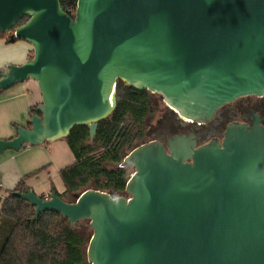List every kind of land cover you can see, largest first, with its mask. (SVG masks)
Here are the masks:
<instances>
[{"label": "water", "instance_id": "95a60500", "mask_svg": "<svg viewBox=\"0 0 264 264\" xmlns=\"http://www.w3.org/2000/svg\"><path fill=\"white\" fill-rule=\"evenodd\" d=\"M26 16L27 20L17 25ZM32 55L0 72V90L32 79L35 113L0 139V154L65 138L92 139L116 104L120 80L159 94L177 115L208 121L234 98L264 92V0H0V32ZM134 168L127 196L86 188L13 194L33 219L59 212L89 222L88 264H264V127L233 122L195 147L192 135L121 151Z\"/></svg>", "mask_w": 264, "mask_h": 264}, {"label": "trees", "instance_id": "16d2710c", "mask_svg": "<svg viewBox=\"0 0 264 264\" xmlns=\"http://www.w3.org/2000/svg\"><path fill=\"white\" fill-rule=\"evenodd\" d=\"M63 7L73 6L76 0H59ZM27 20L23 16L17 25ZM10 32H0V38L9 42ZM151 93L136 90L117 80L116 104L111 113L99 120L92 139L86 125L75 126L64 138L74 161L59 170L65 195L82 191L92 182L94 189L112 196L125 193L129 168L120 166L122 150L138 146L145 121L151 112ZM36 105L29 109V118ZM28 118V119H29ZM22 177L0 202V264H84L88 240L69 226L59 212L45 211L33 219L34 207L15 196L27 188ZM54 187H52L53 189ZM72 200V199H71ZM70 201V200H66ZM88 264V263H87Z\"/></svg>", "mask_w": 264, "mask_h": 264}, {"label": "crops", "instance_id": "0c3cea01", "mask_svg": "<svg viewBox=\"0 0 264 264\" xmlns=\"http://www.w3.org/2000/svg\"><path fill=\"white\" fill-rule=\"evenodd\" d=\"M32 46L25 40L7 42L0 38V72L8 64H21L31 56ZM41 102L34 80L18 82L0 90V139L12 138L17 125H25L32 105ZM74 156L64 138L26 146L18 151L5 150L0 154V198L26 176L25 184L38 195L51 190L65 191L59 170L72 163ZM52 187H54L52 189Z\"/></svg>", "mask_w": 264, "mask_h": 264}, {"label": "flooded vegetation", "instance_id": "af4514ba", "mask_svg": "<svg viewBox=\"0 0 264 264\" xmlns=\"http://www.w3.org/2000/svg\"><path fill=\"white\" fill-rule=\"evenodd\" d=\"M155 104L157 105L156 101ZM171 112L161 110L152 124L148 118L145 126L146 133L152 139L162 138L165 147L169 136L192 135L197 147L211 139L221 140L227 125L233 122L251 125L252 122L257 121L264 127V92L260 95H241L225 102L216 109L208 121L190 120Z\"/></svg>", "mask_w": 264, "mask_h": 264}, {"label": "rangeland", "instance_id": "374dc122", "mask_svg": "<svg viewBox=\"0 0 264 264\" xmlns=\"http://www.w3.org/2000/svg\"><path fill=\"white\" fill-rule=\"evenodd\" d=\"M31 55H32V53H31ZM150 100L152 102L151 112H150V115L147 117V119L150 118V121H151V123L149 122L150 124H152L154 122V120L156 118H158L161 110H167V111L171 112V110L168 108V106L165 104V102L163 101L162 97L159 94L151 93ZM155 101L157 102V105L155 104ZM171 113H173V112H171ZM147 119L145 121V126H146V123H147ZM151 139L152 138L146 133V131L144 129V134H143L142 138L137 141V144L140 145L141 143L147 142V141H149ZM132 149L131 148L130 149H126L125 151L129 152ZM128 168H129V172L131 174L134 171V168L132 166H130ZM87 187L88 188H92L93 187V183L90 182L87 185ZM120 195L127 196L126 193L117 194V196H120ZM65 199L72 201L71 200L72 197H71L70 194L65 195ZM1 200L2 199L0 198V202H1ZM73 227L84 238V240H88L89 239L92 231H91V228L89 226V222L88 221L80 220V221L76 222L73 225ZM84 264H87V261H85Z\"/></svg>", "mask_w": 264, "mask_h": 264}, {"label": "built area", "instance_id": "2783aa9c", "mask_svg": "<svg viewBox=\"0 0 264 264\" xmlns=\"http://www.w3.org/2000/svg\"><path fill=\"white\" fill-rule=\"evenodd\" d=\"M76 3L73 6H66L64 7V10L69 14L73 15L74 14V9H75ZM28 146V145H27Z\"/></svg>", "mask_w": 264, "mask_h": 264}]
</instances>
